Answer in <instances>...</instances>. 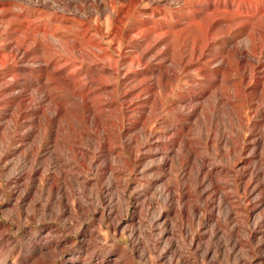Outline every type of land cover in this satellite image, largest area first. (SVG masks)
Segmentation results:
<instances>
[{"label":"rangeland","instance_id":"rangeland-1","mask_svg":"<svg viewBox=\"0 0 264 264\" xmlns=\"http://www.w3.org/2000/svg\"><path fill=\"white\" fill-rule=\"evenodd\" d=\"M1 1L3 0H0V2ZM186 1L187 3H191L196 0H61V5L57 4L52 0H14V3L9 7H0V24L2 25H0V51H2L6 56L5 59H8L9 56L5 54L6 50L16 48V46H20L21 48L26 49L28 51L27 55H25L24 57H22V55H19L16 60L10 61V63L13 62L16 66H25L31 68V71L21 72V76H19L16 80L12 76L15 73L12 67L11 69L7 71H2L0 73V85L10 86L16 82L20 86L15 89V93H13L12 91L6 92L3 90L2 87H0V145L2 142L5 143L6 153L8 154L6 159H4L0 163V201H2L0 202V230L2 229L0 231V264H64V261L67 260L65 262L66 264L68 262V259H73L77 262V264H98L103 260L109 261L108 264H175L176 262H187L189 264H208L209 258L202 257L203 248L209 244L208 241L211 245H214L222 237L224 239L230 238L233 241H238L239 244L234 248L233 251L231 250L230 257L226 254L221 253L219 255V258L217 259L216 264H234L235 258H244L245 260L253 264L260 262L261 258H263L262 261H264V196H260V200H255L253 196L251 199L245 202L243 189L244 183L250 180L249 188L252 190L255 189V195H261L260 193L264 194V110L256 112L254 111V108L250 106V103L257 102L256 96H253V99L250 100L251 96H247L244 92L240 93L241 97H236L234 95L228 94V87H230L229 83L236 84L239 88L240 86L243 87L244 85H246L245 81H250V85L252 87L256 86L257 84L255 82V79L252 77L253 72H251L250 70L244 71L243 69L241 70V68L239 71H235L232 73L233 75L229 77L228 84L224 82L222 83L221 81L223 80V77L217 76L215 70L223 67L225 64L222 65L219 63L209 62L208 64L206 62L220 55V53L223 54V51H226L225 44H227L229 47L236 45L237 48L242 51L241 48H243L246 39V34L248 31H250V28L244 30L246 29V27L242 24H238V26H236L237 28H234V31H231V33L233 32L232 34L230 33L227 35H222L219 41H215L214 44L216 45H214L212 41L210 46H208L211 52L209 50L207 51L208 55L210 56L203 61V63L207 65V68H209V73L211 74L212 78H216L219 80L222 79L218 82L220 84L218 86H224L225 90H227L224 96L225 98H227V100H230V103H227L228 101H226V103L224 102L225 104H220V106H218V113L219 115L223 114L222 116H224L223 121L226 125V130L229 134H231V136H233L235 141L233 145L224 144L221 145V147L219 148L214 147L212 144L204 141L202 137L198 136L196 131L197 129H194L193 132L190 133L188 128H185L183 130L181 129L182 131L178 132L180 126H188L195 122L196 116H193V112H196L197 110V112L200 113V103H203L204 106L208 104L207 102L204 103V99L206 100L208 94L202 99H188L187 102L182 103L183 108H181V110L184 111H180L182 114L190 116L189 118H186L185 116H183L182 118L178 108H176L175 111L172 112L171 110H169L168 107L171 106L172 102H175L176 99L179 98V96L177 95L180 92H183L184 94H189L192 91L193 93L198 94L201 88H208V90L212 91L213 89L215 90V87H210L209 81L202 75H197L198 81L195 82H189V80L181 79L180 81H178L177 84L174 85V91L171 92V94H168L170 96H166L168 100L167 104L169 103L168 106L166 104L164 108H160L159 110H156V108L153 107V105H156L155 97L158 99L160 97H164L163 95H165L163 94L164 90L161 87H158V93L155 92L156 90L154 88V84H156L158 76L163 74L162 72L166 70L169 71V73H172L170 70L173 68L172 64L174 63V61H176V59L178 60L180 54L182 53L180 51V48L176 46L172 47L174 50L167 49L164 40L169 35H161L163 31L159 29L157 24L160 22L168 24L174 22L175 13L183 11L182 6L184 4H187ZM211 1H227V3L229 2L232 5H238L241 2V0H234V2L233 0ZM248 1H250L251 3L258 2V0ZM41 3H44V5L46 6H43ZM157 5H159V8L157 7ZM24 6L27 8H25ZM153 7L156 9H154ZM234 8H236V6ZM234 8H232V10H235ZM22 12H24L22 16H17V14H20ZM209 12H211V10ZM172 16L173 19H170L172 18ZM149 17L151 18V23L144 25L143 20L149 19ZM222 17L228 18V14H222ZM69 18L72 21H70ZM120 18L123 19L122 23H118L117 19ZM233 19V21L236 23L240 21L235 16H233ZM255 19L256 18L253 19V22ZM106 21L108 23H106ZM256 22L257 19L255 20V23ZM226 23L229 24L230 22H223V26L226 25ZM31 25H40L43 27L40 31H37L34 34ZM118 25L119 28H117ZM22 26L24 28H22ZM98 27H100L102 31H100ZM136 27H138L139 29ZM7 31H10V33H8ZM137 31L139 32V35H137ZM52 33L55 34L54 37L51 35ZM94 33L97 35H95ZM7 35L9 37H7ZM95 36L98 37L96 38ZM117 38H119V40ZM94 41H101L103 43L102 47L105 48L108 52L106 54V57L103 56L105 50H103L102 47H97L94 44ZM203 42L207 44L206 40H203ZM191 47L192 45H188L187 47H185L183 52H191ZM163 48L165 50H163ZM245 50H247L248 53L251 55V59L258 60L260 61V63H262L260 64L261 67L258 69V71H264V51L261 54L255 55L253 52H251V48H246ZM144 52L149 53L146 57L140 56V54L143 55ZM0 54L2 53L0 52ZM257 57H259V59ZM113 61L118 65V67ZM105 62L109 63L111 67L119 68L117 70L118 75L120 74L119 76H109V80L113 82L115 81L118 84V88H116L117 91L113 93V90H110L109 92H111V94L107 93L104 95L101 94L100 91H97L91 95V101L89 98L86 100L88 105H91L93 112H95L101 118L103 126L107 130L112 132L116 129L117 133H120V136L123 140L126 137H130V135H135L138 132H141V130L144 128V121L147 122V124L145 125L153 127V121L159 118L158 122L160 126L158 125L157 127H155V130L161 136L156 138L155 140H159L164 144L166 143L165 147L168 151L166 162L167 164L160 166L157 161V157L146 158L145 160H137L134 156L130 155V150L123 142L112 143L115 147L118 146L116 147V152L113 153L108 152L107 148L95 150V146H97L99 142L104 143L106 141L105 137L107 134L103 131L97 132L96 129L92 128V126H90L86 122H84V124L91 133V137L89 138L93 141V143L90 144L87 143L86 140H84V142L78 143V147L76 145L77 143L70 142V140H67L66 148L68 149V146L72 147V145L74 144L77 148H80L81 146L84 148H89L91 153L88 155V157L93 158L96 165L100 164V169L87 170L86 167L81 165L80 156L74 153H69L65 156V159H67V161L61 160L58 162L55 160H47L48 150L52 149L54 143L53 139L49 136V133H47L46 128L44 129L45 135L41 136L43 134H41L40 124L43 121L42 119L44 118V112L47 111L48 107L52 104V98L64 100L63 107L65 109L61 115L65 113L67 106L74 105L76 107L75 111L77 112V115L82 117V115L86 114V107L83 103H77L76 100L71 95H69L68 91L55 88V86L50 85L48 83V78L50 77L51 69H53L54 66L49 65V69H45V66L47 64H59L60 67L66 72L65 76L73 72L74 76H76L75 79L78 82L76 85L84 88L85 85L88 83L89 75H96L100 73L98 70L99 67L95 69V67L91 68L89 65L104 64ZM125 65L127 66L125 67ZM169 65H171V68ZM150 66H152L153 68ZM132 67L135 70H133ZM255 72H257V70ZM192 73H194V71ZM37 75L38 77H36ZM149 75H151V78ZM111 77L113 79H111ZM144 79L147 82H145ZM32 81H34V83ZM39 84L41 85V87ZM96 87L97 86L92 87L90 90L92 91ZM132 89L134 91V94L130 96L129 99H131V97L133 99V96L135 97L136 95H141L138 99L135 100L137 103L134 106L127 107L128 104L124 103L126 101L124 98V93L127 92V90L128 92H131ZM141 89H143L142 92L140 91ZM85 90H87V88ZM247 93H249V91ZM7 95L9 98L7 97ZM198 95L201 96L200 94ZM45 97L46 99H44ZM234 97L235 99H233ZM100 101L105 103L109 102L111 105L98 107ZM19 102H23L22 115H20L16 109V105ZM177 104L180 105V102ZM9 105L11 108L9 107ZM51 106H53V104ZM168 111L170 112L168 113ZM13 112H15L18 116V126L16 125V127L14 126L12 128L13 131L11 136H6L3 129L5 128V125L10 121ZM162 114L164 117L162 116ZM226 117L230 119L232 118V121H234L232 125L237 128V130H239V133L237 131H233L230 125L228 126V123H226ZM161 120L163 121V123ZM120 126H123L124 130H122V132L120 131ZM128 127L132 128V130L126 132V129ZM243 134H245V137L243 136ZM14 137L17 138L14 139ZM59 138H61V141L63 140L62 136H60ZM182 138L196 140V142L199 143V153H201V155L203 154L207 157H210V160L206 162L205 169L201 173V178H205L207 180L208 178H212L214 179V181L219 180V184H217L216 189L217 193L212 190L211 193L213 194H210V196L212 195V197L210 198L212 206H218V197L224 192L228 193L229 199L222 201L223 205L225 206L230 203L231 206H233L232 217L229 220L224 219L223 216L218 213V209H216L215 212H211L210 216L208 214L207 216L206 214H204V224L202 226L204 228H202L200 231H198L197 220H194L191 223H188L186 220L180 221L179 217L176 218L175 214H171V210L169 208L162 209V211L165 212V226L164 222L159 224H153L151 222L152 211L150 210H153L154 208L157 209V207H159L161 203V195L159 194L158 190L161 189L162 183L158 182L155 184L152 182V179L155 175H164V182L177 184L179 186H181L182 184H186L190 190V196L186 198V201L190 207L196 203L201 205L204 203V198L199 197L194 178H192L191 180H187L182 176L178 177V174L180 173V171L178 170L179 166L177 162H172L171 157H173L174 152L178 150L179 141ZM244 138H246L245 141ZM40 139H43L44 141L42 140L41 142L39 141ZM258 140L260 143H257ZM14 143L15 145H13ZM241 145H244V152L242 154L241 160H239V163L237 165V163H235L233 160L234 154L236 153V151L234 152V149L238 150V147ZM36 146H40L39 156L34 161L32 160V156L29 155V152L27 151H29L30 147L34 148ZM171 148L173 150H171ZM8 149H10V151ZM58 150H62V146L59 142ZM251 150H254L252 158L250 159V163L253 164L254 170L251 169L250 171H245L243 166L246 165L245 162L250 158ZM145 151L146 150L140 151V154H145ZM22 152L27 153L29 157L22 159L20 157ZM216 152L218 156L215 155ZM224 152H226V155H228V158L226 159L222 156ZM151 159H153V164L155 163L154 165H152L160 166V170H151V168H146L145 163L150 161ZM46 161L47 163H50V168L46 172H43V168L45 170L46 167H44V162ZM124 161H127L129 165ZM212 162H219L222 164H225L226 162H228L229 164L235 163V166H237L235 168L232 167L230 168V170L228 169L222 172H209L208 170L212 168L210 165V163ZM105 163H111L112 168L107 167ZM33 164L36 165L41 172H43L42 176L35 175L33 177V181L35 182L34 184H39L41 186L40 192H33L24 202H22L20 199L16 200V195L19 193L20 190L23 189L24 184L26 182H30L27 173H32V168L34 167ZM134 165H136L138 169L137 171H134L135 173L133 171H130L131 167H133ZM171 165L173 166L172 169H170ZM146 169L148 171L142 174L141 172ZM194 171L195 169L191 166L190 174H187V177L192 176ZM6 174H10V176L12 177L11 182L9 184L6 183L4 178V175ZM54 174H56L57 176V178L55 179ZM65 177H67V180L68 182H70L69 184L73 186V189L71 190L70 188H66L68 196L65 195V199L69 197L70 200H65V202L69 206V212L62 215L59 206L51 205L49 207H46V200L49 199L48 193L50 183L55 181V183L64 186ZM38 178L40 180L39 182L37 181ZM126 183H130V186L126 187ZM225 183L226 185H224ZM134 188L137 189L134 190ZM147 188L148 191L145 192L144 189ZM237 189L239 192L237 191ZM2 190H4L7 196L10 195L9 198L2 196ZM175 194H180V191L175 190ZM60 196L61 195H57V197ZM152 196L155 200L159 202L153 203ZM101 197L104 202L106 201V203H101ZM34 199H37V201H34ZM81 199H83L84 201ZM128 199H131L129 212L127 211ZM32 200L34 203L32 202ZM78 201L82 202L84 210H78ZM15 203H20L21 205H23V208H17L16 210H13V205ZM256 204L259 207L257 206L258 208H256L253 213H250V209ZM176 206H178V204H176ZM105 208V213L111 215V218L122 216L125 221H131L130 224L133 226H130L128 229H121L120 231L112 230L110 228V225L113 220L110 218H103L102 216L104 212L103 209ZM174 223L176 224L174 225ZM215 226L217 227V230L219 232L218 237L220 238L210 240L208 239L209 232ZM133 228L137 230L135 238L131 237L129 233V231ZM161 228L166 229L164 235L159 234ZM83 230L84 232L86 231L84 234H82ZM250 230H253L251 235L249 233ZM136 237L138 239H136ZM192 237L194 238L193 243L191 241ZM134 239H136L134 242L135 244L133 243ZM167 239L170 242V247L165 250L164 245ZM55 242H59L61 244L60 247H57L55 245ZM153 248H155V251L157 253H163L164 259L162 261L155 260L156 255L152 252ZM196 248H198V252H195ZM174 251L176 253V258L172 260L171 258L173 256Z\"/></svg>","mask_w":264,"mask_h":264},{"label":"bare ground","instance_id":"bare-ground-1","mask_svg":"<svg viewBox=\"0 0 264 264\" xmlns=\"http://www.w3.org/2000/svg\"><path fill=\"white\" fill-rule=\"evenodd\" d=\"M25 1V0H22ZM54 2H56L57 4L61 5V0H52ZM128 1V0H127ZM169 1V0H168ZM64 2V1H63ZM81 2V1H80ZM102 2V1H101ZM125 2V1H124ZM155 2V1H154ZM159 2V1H158ZM231 2V1H230ZM234 2V0H233ZM250 1H246V0H241V2L238 5H232L229 2L227 3V1H211V0H196L194 2L191 3H186L182 6V12H176L175 13V21L171 22V23H164V22H160L158 23V27L161 31H163V33H161V35H169L164 41L166 44L167 49H173L172 47L176 46L180 48V51L182 52L180 54V57L178 58V60L176 59V61H174V63L172 64L173 68H171L170 66V70L172 73H169V71H164L162 72L163 74H161L160 76H158V79L156 81V84H154V88H155V92L158 93L157 89L158 87L162 88L164 90L165 95H163L164 97H160V98H156L155 97V104L157 105H153L154 108H156V110H159L160 108H164L168 102L167 100V95L171 94V92H173V87L175 84L178 83V81H180L181 79H185V80H189L192 82L198 81L197 79V75H202L204 78H206L209 81V86L210 87H215V90H208L201 88V90L198 92V94H200L201 96H199L198 94L193 93L192 91L189 94H184L183 92H180L177 96H179L178 99H176L175 102L171 103V106H169V110H171L172 112L175 111L176 108L179 109V111L181 110V108H183L182 103L187 102L188 99H202L204 96H207L206 100L204 99V103L207 102L208 104L206 106L203 105V103H198L200 105V113L194 111L193 112V116H196V120L193 124L188 125V126H180L179 127V131H182L185 128H188L189 133L193 132L194 129H197V134L199 137H202L204 139V141H206L207 143L212 144L214 147H221V145H226V144H234V138L233 136H231V134H229L226 130V125L224 124L223 118L224 116L219 115V111H218V106H220V104L222 103H226V101H228L227 103H230V100L227 98H225L224 94L227 92V90H225V87H221L218 86L220 85L218 82L222 79H216V78H212L211 74L209 73V68H207V65L205 63H203L204 60L207 59V57H209L210 55H208V46H210V44L213 41V44L215 43V41H219L220 37L222 35H227L230 34L231 31H234V28H237L236 26H238V24H242L243 26L246 27L247 30L248 28H250V31L247 32L246 34V39L243 45L242 51L239 50L237 48L236 45L229 47L227 44H225L226 46V51H223V54L220 53V55L216 56L213 59H210L209 61H206L207 63H219V64H225L223 67L215 70L216 75L217 76H222L223 80L221 81L222 83H227L228 84V80L229 77L231 75H233L232 73L235 71H239L240 68L241 70L243 69L244 71L250 70L252 73V77L255 79L256 82V86L252 87L250 85V81H245V84L243 87L240 86V88L238 87V85L236 84H230V87H228V94L229 95H234V96H240V93L244 92L247 96L250 95V100L253 99V96H256L257 102L256 103H250V106L254 108V111L258 112L261 110H264V71H258V69L261 67L260 61L258 60H253L251 59V55L248 53L247 50H245L246 48H251V52H253L255 55L256 54H261L264 51V0H258V2H254L249 4ZM14 3V0H3L0 2V7H6V6H10ZM86 3V2H85ZM112 3V2H111ZM122 3V2H121ZM120 3V4H121ZM126 3V2H125ZM173 3V2H172ZM18 4V3H17ZM43 6L44 3H41ZM54 4V3H53ZM108 4V2H107ZM119 4V3H118ZM131 4V3H130ZM139 4V3H138ZM91 5V4H90ZM128 5V4H127ZM168 5V4H167ZM171 5V4H169ZM110 6V5H109ZM124 6V5H123ZM159 5H157L158 7ZM180 6V5H179ZM236 6V8H234ZM25 7V6H24ZM111 7V6H110ZM152 7V6H151ZM13 8V7H12ZM27 8V7H25ZM100 8V7H99ZM128 8V6H127ZM154 8V7H153ZM159 8V7H158ZM163 8V7H162ZM172 8V7H171ZM175 8V7H174ZM181 8V7H180ZM232 8H234L235 10H232ZM15 9V7H14ZM13 9V10H14ZM19 9V8H18ZM31 9V8H30ZM70 9V8H69ZM109 9V8H108ZM131 9V8H130ZM156 9V8H154ZM24 10V9H23ZM40 10V8H39ZM76 10V9H75ZM85 10V9H84ZM92 10V9H91ZM101 10V9H100ZM122 10V9H121ZM128 10V9H127ZM161 10V9H160ZM177 10V9H176ZM187 10V11H186ZM211 10V12H209ZM73 11V10H72ZM99 11V10H98ZM115 11V10H113ZM159 11V10H158ZM85 12V11H84ZM88 12V11H87ZM100 12V11H99ZM127 12V11H126ZM173 12V11H172ZM11 13V12H10ZM24 14V12L17 14V16H22ZM157 14V13H156ZM174 14V13H173ZM223 15H227L228 14V18H223ZM47 15V14H46ZM131 15V12H130ZM140 15V14H139ZM28 16V15H27ZM45 16V15H44ZM67 16V15H66ZM143 16V15H142ZM146 16V15H144ZM233 16L237 17L240 21L238 23L234 22L233 20ZM8 17V16H7ZM26 17V16H25ZM65 17V16H64ZM93 17V16H92ZM151 17V16H150ZM149 17V19H145L143 20V24L147 25L149 23H151V18ZM222 17V18H221ZM27 18V17H26ZM55 18V17H54ZM60 18V17H59ZM77 18V17H76ZM108 18V17H107ZM125 18V17H124ZM147 18V17H144ZM154 18V17H152ZM256 18L257 22L255 23V20L253 22V19ZM34 19V18H33ZM38 19V18H37ZM43 19V18H42ZM50 19V18H49ZM52 19V18H51ZM78 19V18H77ZM143 19V17H142ZM173 19V16L172 18ZM29 20V19H28ZM35 20V19H34ZM40 20V19H39ZM56 20V19H55ZM58 20V19H57ZM70 20V18H69ZM89 20V19H88ZM97 20V19H96ZM111 20V19H110ZM118 23H122L123 19H117ZM157 20V18H156ZM42 21V20H41ZM46 21V19H45ZM72 21V20H70ZM69 21V22H70ZM108 21V19H107ZM106 21V23H108ZM115 21V20H114ZM141 21V20H140ZM230 22L229 24L226 23V25L223 26V22ZM61 22V21H60ZM102 22V21H101ZM112 22V21H111ZM154 22V21H153ZM26 23V22H25ZM28 23V22H27ZM73 23V22H72ZM95 23V22H94ZM113 23V22H112ZM125 23V22H124ZM115 24V23H114ZM155 24V23H154ZM1 25V24H0ZM14 25V24H13ZM77 25V24H76ZM83 25V24H82ZM97 25V24H95ZM107 25V24H106ZM156 25V24H155ZM2 26V25H1ZM57 26V24H56ZM152 26V25H151ZM242 26V27H243ZM6 27V26H5ZM11 27V26H10ZM21 27V26H20ZM27 27V26H26ZM43 26L40 25H31V28H33V32L34 34L37 31H40L42 29ZM51 27V26H50ZM59 27V24H58ZM65 27V24H64ZM73 27V25H72ZM143 27V26H142ZM150 27V26H149ZM240 27V28H242ZM7 28V27H6ZM5 28V29H6ZM22 28H24L22 26ZM56 28V27H55ZM83 28V27H82ZM100 31H102V29L100 27H98ZM107 28V27H106ZM117 28H119V25L117 26ZM132 28V27H130ZM138 28V27H136ZM144 28V27H143ZM15 29V28H14ZM17 29V28H16ZM19 29V28H18ZM27 29V28H26ZM30 29V27H29ZM46 29V28H45ZM53 29V28H52ZM62 29V28H61ZM75 29V28H74ZM139 29V28H138ZM158 29V28H157ZM91 30V29H90ZM108 30V29H106ZM238 30V29H236ZM241 30V29H240ZM15 31V30H14ZM60 31V30H59ZM58 31V32H59ZM118 31V30H117ZM116 31V32H117ZM120 31V30H119ZM133 31V30H131ZM8 32V31H7ZM6 32V33H7ZM98 32V31H97ZM138 32V31H137ZM140 32V30H139ZM139 32L137 35H139ZM160 32V31H159ZM10 33V31L8 32ZM13 33V32H12ZM99 33V32H98ZM233 33V32H232ZM231 33V34H232ZM15 34V32H14ZM95 34V33H94ZM159 34V33H158ZM53 37L55 36L54 33L51 34ZM60 35V34H59ZM97 35V34H95ZM110 35V33H109ZM244 35V34H243ZM13 36V35H12ZM104 36V35H103ZM230 36V35H229ZM235 36V35H234ZM242 36V35H241ZM7 37H9L7 35ZM24 37V36H23ZM42 37V36H41ZM84 37V36H83ZM96 37V36H95ZM98 37V36H97ZM96 37V38H97ZM163 37V36H162ZM109 38V37H108ZM128 38V37H127ZM164 38V37H163ZM206 38V39H205ZM16 39V37H15ZM14 39V40H15ZM61 39V37H60ZM99 39V38H98ZM102 39V38H101ZM112 39V38H110ZM119 40V38H117ZM223 39V37H222ZM22 40V39H21ZM20 40V41H21ZM93 40V39H92ZM163 40V39H162ZM161 40V41H162ZM203 40H206L207 44L203 42ZM25 41V38H24ZM23 41V42H24ZM50 41V40H48ZM108 41V40H107ZM131 41V40H130ZM155 41V40H154ZM159 41V40H158ZM52 42V41H51ZM84 42V41H83ZM3 43V42H2ZM9 43V42H8ZM20 43V42H19ZM105 43V42H104ZM204 43V44H203ZM28 44V43H27ZM43 44H47V43H43ZM65 44V43H64ZM94 44L97 47H102L103 43L101 41H94ZM120 44V43H119ZM126 44V42H125ZM160 44V43H159ZM163 44V43H162ZM223 44V43H222ZM131 45V44H130ZM155 45V44H152ZM188 45H192L191 52H183L185 47H187ZM216 45V44H214ZM238 45V44H237ZM118 46V45H117ZM116 46V47H117ZM151 46V45H150ZM157 46V45H156ZM223 46V45H221ZM224 46V47H225ZM34 47V46H33ZM107 47V46H106ZM217 47V46H216ZM96 48V47H95ZM113 48V47H112ZM126 48V47H123ZM150 48V47H149ZM147 48V49H149ZM153 48V47H152ZM162 48V47H161ZM160 48V49H161ZM189 48V47H188ZM213 48V46H212ZM8 49V48H7ZM33 49V48H32ZM104 51V55L106 57V54L108 53L106 51L105 48L102 47ZM177 49V48H175ZM2 50V49H1ZM120 50V49H119ZM163 50H165L163 48ZM174 50V49H173ZM190 50V49H189ZM62 51V50H61ZM176 51V50H175ZM186 51V50H185ZM211 52V50H209ZM2 54H0V73L2 71H7L9 69H12L15 71V73L12 75L13 78L16 80L18 79L19 76H21V72H25V71H31V68L28 67H23V66H16L13 62V64L10 63V61H14L18 58L19 55H22V57H24L25 55L28 54V51L26 49L21 48L20 46H16V48H11L6 50L5 54L7 56H9L8 59H5V55L2 51H0ZM36 52V51H35ZM47 52V51H46ZM45 52V53H46ZM50 52V51H49ZM48 52V53H49ZM55 52V51H54ZM53 52V53H54ZM76 52V51H75ZM79 52V51H78ZM137 52V51H136ZM165 52V51H164ZM174 52V51H173ZM218 52V51H217ZM225 52V53H224ZM66 53V52H65ZM80 53V52H79ZM119 53V52H118ZM149 52H144L143 55L140 54V56L146 57L148 55ZM180 53V52H179ZM178 53V54H179ZM68 54V53H67ZM115 54V53H114ZM129 54V53H128ZM138 54V53H137ZM215 54V53H214ZM44 55V54H43ZM46 55V54H45ZM69 55V54H68ZM76 55V54H75ZM160 55V54H159ZM35 56V55H34ZM47 56V55H46ZM102 56V55H101ZM102 56V57H103ZM158 56V55H157ZM214 56V55H213ZM139 57V56H138ZM142 57V58H143ZM178 57V55H177ZM111 58V57H110ZM126 58V57H125ZM128 58V57H127ZM154 58V57H153ZM259 59V57H257ZM75 59V58H74ZM79 59V58H78ZM139 59V58H137ZM175 59V57H174ZM53 60V59H52ZM112 60V59H111ZM120 60V59H119ZM141 60V59H140ZM87 61V60H84ZM117 61V60H116ZM150 61V60H149ZM153 61V60H152ZM102 62V61H101ZM100 62V63H101ZM114 62V61H113ZM49 63V62H48ZM85 63V62H84ZM115 63V62H114ZM208 63V64H209ZM264 63V61H263ZM17 64V63H16ZM116 64V63H115ZM119 64V63H118ZM140 64V63H138ZM52 65L54 66L53 69H51V73H50V77L48 78L49 80V84L55 86V88H59V89H63L65 91H68L69 95H71L77 103H83L86 107V114L79 116L77 115L76 107L74 105L72 106H67L66 107V111L63 115L62 112L64 111V100H59L57 98H52V104L53 106H49L48 110L44 112V118L42 119L43 121L41 122V136H44V129L46 128L47 133H49V136L53 139V147L52 149L48 150L47 153V160L48 161H67V159H65V156L68 155L69 153H74L78 156H80L81 158V165L86 167L87 170L88 169H100L101 165H96V163L94 162L93 158H89L88 155L91 153V151L89 150V148H84V147H80L77 148L75 147V144L71 146L67 147V140H70V142H74L77 143L76 145L78 146V143H82L84 142V140L87 141V143L92 144L93 141L89 138L91 137V133L90 131L87 129V127L85 126L84 122H86L87 124H89L90 126H92V128L96 129L97 132H105L107 135L105 137L106 141L103 142H99L97 144L96 149L95 150H99L101 148H107L108 152H116L118 146H114V144H112L113 142L117 143V142H123L124 144H126V146L128 147V149L130 150V155L134 156L135 159H140V160H145L146 158H154L157 157V161L159 163L160 166H163L165 164H167V155H168V151L166 150L167 148L165 147L166 143H162L159 140H155L156 138L160 137L161 135L158 134L155 130V127H157L159 125V118L155 119V121H153V127H150L149 125H145L147 124V122L144 121V128L141 130V132H138L137 134H133L130 135V137H126L124 140L121 138L120 133H117V130H113L109 131L107 130L104 126H103V122L101 121V118L95 113L93 112L91 105H88L87 103V99L89 98L91 101V95L94 94L97 91H100L101 94H111V92H109L110 90H113V93H115L117 90L116 88H118V84L114 81L109 80L110 77L109 76H113L118 75V65L117 67H111L109 65V63H104V64H90L89 66L91 68L97 69L99 67V74H92L89 75V80L88 83L85 85V89L87 88V90H85L83 87L76 85L78 82L76 81V76H74V73L71 72L68 75L65 76V71L64 69H62L60 67L59 64H47L45 66V69H49L50 66ZM75 65V64H74ZM150 65V64H149ZM221 65V66H222ZM27 66V65H26ZM81 66V65H80ZM79 66V67H80ZM127 65H125L126 67ZM134 66V65H133ZM140 66V65H139ZM145 66V65H144ZM143 66V67H144ZM147 66V65H146ZM218 66V65H217ZM82 67V66H81ZM137 67V66H136ZM142 67V68H143ZM152 67V66H150ZM41 68V67H40ZM76 68V67H75ZM74 68V70H75ZM153 68V67H152ZM168 68V67H167ZM44 69V68H43ZM77 69V68H76ZM127 69V68H126ZM133 69V67H132ZM214 69V67H213ZM264 69V68H263ZM40 70V69H39ZM82 70V69H81ZM94 70V69H93ZM130 70V69H129ZM135 70V69H133ZM137 70V69H136ZM141 70V69H140ZM194 73H192L193 71ZM257 70V72H255ZM73 71V70H72ZM92 71V70H91ZM147 71V70H146ZM11 72V71H10ZM35 72V71H33ZM44 72V71H43ZM127 72V71H126ZM132 72V71H131ZM148 72V71H147ZM31 73V72H30ZM37 73V72H36ZM47 73V72H46ZM68 73V72H67ZM136 73V72H135ZM140 73V71H139ZM213 73V71H212ZM24 74V73H23ZM73 74V75H72ZM124 74V73H123ZM143 74V73H142ZM235 74V73H234ZM4 75V74H3ZM10 75V74H9ZM34 75V74H33ZM45 75V74H44ZM72 75V76H71ZM120 75V74H119ZM118 75V76H119ZM135 75V74H134ZM133 75V76H134ZM241 75V74H240ZM1 76V75H0ZM124 76V75H123ZM127 76V75H126ZM130 76V75H129ZM151 78V75H149ZM192 76V77H191ZM244 76V75H243ZM38 77V75L36 76ZM41 77V76H40ZM45 77V76H44ZM109 77V78H108ZM191 77V78H189ZM3 78V77H2ZM34 78V77H33ZM43 78V77H42ZM13 79V80H14ZM111 79H113L111 77ZM1 80V79H0ZM7 80V79H6ZM145 80V79H144ZM143 80V81H144ZM242 80V79H241ZM38 81V80H36ZM42 81V80H41ZM142 81V82H143ZM184 81V80H183ZM244 81V80H243ZM8 82V81H7ZM18 82V81H17ZM26 82V81H25ZM34 83V81H32ZM128 82V81H127ZM131 82V81H130ZM145 82H147L145 80ZM182 82V81H181ZM254 82V81H253ZM11 83V82H10ZM36 83V82H35ZM86 83V82H84ZM123 83V81H122ZM137 83V82H136ZM149 83V82H148ZM12 84V83H11ZM22 84V83H21ZM28 84V83H27ZM38 84V83H37ZM128 84V83H127ZM126 84V85H127ZM138 84V83H137ZM143 84V83H142ZM192 84V83H191ZM201 84V83H200ZM24 85V84H23ZM40 85V84H39ZM45 85V84H44ZM124 85V84H123ZM129 85V84H128ZM134 85V83H133ZM43 86V85H42ZM46 86V85H45ZM97 86L94 90H90L92 87ZM137 86V85H136ZM141 86V85H140ZM138 86V87H140ZM184 86V85H182ZM0 87L3 88L4 91H12L13 93H15V89H17L19 86L18 83H14L10 86H4V85H0ZM41 87V85H40ZM124 87V86H123ZM127 87V86H126ZM131 87V86H130ZM206 87V86H205ZM28 88V87H27ZM30 88V87H29ZM89 88V90H88ZM132 88V87H131ZM130 88V89H131ZM137 88V87H136ZM153 88V87H152ZM176 88V87H175ZM174 88V89H175ZM190 88V87H189ZM144 89V88H143ZM141 89L140 91L142 92ZM192 89V88H191ZM196 89V88H195ZM122 90V89H121ZM126 90V89H125ZM135 90V89H134ZM147 90V89H146ZM193 90V89H192ZM1 91V90H0ZM28 91V90H27ZM86 91V92H85ZM148 91V90H147ZM194 91V90H193ZM249 91V93H247ZM19 92V91H18ZM31 92V91H30ZM22 93V92H21ZM37 93V92H36ZM153 93V92H152ZM197 93V92H196ZM243 93V94H244ZM38 94V93H37ZM134 94L133 89L131 90V92H125L124 93V98H125V102L126 104H128L127 107H131L134 106L137 102L135 101L136 99L139 98V96L141 95H136L135 97L133 96V99L130 96H132ZM1 95V94H0ZM35 95V94H34ZM99 95V94H98ZM118 95V94H117ZM143 95V94H142ZM12 96V95H11ZM32 96V95H31ZM96 96V95H95ZM170 96V95H168ZM174 96V95H173ZM8 97V95H7ZM39 97V96H37ZM98 97V96H97ZM103 97V96H102ZM101 97V98H102ZM122 97V95H121ZM152 97V96H151ZM227 97V96H226ZM241 97V96H240ZM9 98V97H8ZM48 98V97H47ZM96 98V97H95ZM148 98V97H147ZM146 98V99H147ZM7 99V98H6ZM11 99V98H10ZM46 99V97L44 98ZM174 99V98H173ZM235 99V97L233 98ZM243 99V98H242ZM248 99V98H247ZM14 100V99H13ZM22 100V99H21ZM141 100V99H140ZM171 100V99H170ZM169 100V101H170ZM4 101V100H3ZM13 102V101H12ZM149 102V101H148ZM180 102V105H178L177 103ZM201 102V101H200ZM246 102V101H245ZM2 103V102H1ZM6 103V102H5ZM17 103V102H16ZM123 103V102H122ZM147 103V102H146ZM224 103V104H225ZM93 104V103H91ZM169 104V103H168ZM167 104V106H168ZM6 105V104H4ZM111 104L109 102L105 103L100 101V103L98 104V107H104V106H110ZM124 105V104H123ZM150 105V104H149ZM198 105V106H199ZM3 106V105H2ZM42 106V105H41ZM120 106V105H119ZM147 106V105H146ZM195 106V105H194ZM226 106V105H225ZM10 107V105H9ZM22 107H23V102H19L16 105V109L18 111V113L20 115H22L23 111H22ZM93 107V106H92ZM11 108V107H10ZM40 108V107H39ZM42 108V107H41ZM94 108V107H93ZM114 108V107H113ZM167 108V107H166ZM192 108V107H191ZM194 109V108H193ZM196 109V108H195ZM227 109V108H226ZM68 110V111H67ZM186 110V109H185ZM224 110V109H223ZM234 110V109H233ZM236 110V109H235ZM106 111V110H105ZM151 111V110H150ZM167 111V110H166ZM182 111V110H181ZM181 111L179 112L181 117L183 118V116H185L186 118L190 117L188 115H184L181 113ZM184 111V110H183ZM182 111V112H183ZM188 111V110H187ZM225 111V110H224ZM29 112V111H28ZM157 112V111H156ZM170 111H168L169 113ZM171 112V113H172ZM191 112V111H190ZM232 112V111H231ZM9 113V112H8ZM26 113V112H25ZM165 113V112H164ZM176 113V112H174ZM178 113V114H179ZM223 113V112H222ZM6 114V113H5ZM10 114V113H9ZM29 114V113H28ZM141 114V113H140ZM166 114V113H165ZM188 114V112H187ZM235 114V113H234ZM145 115V114H144ZM150 115V114H149ZM178 115V116H180ZM238 115V114H237ZM254 115V114H253ZM6 116V115H5ZM27 116V115H26ZM163 116V114H162ZM161 116V117H162ZM167 116V115H166ZM228 116V115H226ZM32 117V116H31ZM37 117V116H36ZM160 117V118H161ZM164 117V116H163ZM242 117V116H241ZM258 117V116H257ZM1 118V117H0ZM23 118V117H22ZM132 118V117H131ZM141 118V117H140ZM176 118V117H175ZM129 119V118H128ZM143 119V118H142ZM163 119V118H162ZM6 120V119H5ZM27 120V119H26ZM146 120V119H145ZM165 120V119H164ZM226 120L228 123V126L230 125V127L232 128L233 131H237L239 133V130H237V128H235L232 123L234 121H232V118H228L226 117ZM19 119L18 116L16 115L15 112H13V114L11 115L10 121L5 125L4 133L6 134V136H11L12 135V131H13V127L17 125ZM37 121V120H35ZM33 121V122H35ZM133 121V120H132ZM162 121V120H161ZM32 122V123H33ZM177 122V121H176ZM183 122V121H182ZM128 123V122H127ZM135 123V122H134ZM163 123V121H162ZM37 124V122H36ZM241 124V123H240ZM33 125V124H32ZM187 125V124H186ZM235 125V124H234ZM246 125V124H245ZM244 125V126H245ZM18 126V125H17ZM131 126V125H129ZM160 126V125H159ZM172 126V125H171ZM32 127V126H31ZM133 127V126H132ZM173 127V126H172ZM237 127V125H236ZM249 127V125H248ZM25 128V127H24ZM142 128V127H141ZM161 128V127H160ZM157 128V129H160ZM166 128V127H165ZM31 129V128H30ZM162 129V128H161ZM173 129V128H172ZM182 129V130H181ZM29 130V129H28ZM123 126H120V131L122 132ZM132 128L128 127L126 129V132L131 131ZM165 130V129H164ZM169 130V129H168ZM171 130V128H170ZM230 130V129H229ZM92 131V130H91ZM162 131V130H161ZM167 131V130H166ZM243 131V130H242ZM38 132V131H37ZM23 133V132H22ZM161 133V132H160ZM177 134V133H176ZM179 134V133H178ZM32 135V134H31ZM125 135V133H124ZM236 135V134H234ZM36 136V135H35ZM40 136V137H41ZM60 136L63 137V142L60 140L61 138H59ZM164 136V135H163ZM180 136V135H178ZM191 136V135H190ZM197 136V135H196ZM243 136L245 137V134H243ZM20 137V136H19ZM23 137V136H22ZM28 137V136H27ZM238 137V136H237ZM17 137H14V139H16ZM70 138V139H69ZM259 138V137H258ZM7 139V138H6ZM13 140V139H12ZM43 139H40L39 141L42 142ZM96 140V139H95ZM162 140V139H161ZM176 140V139H175ZM179 140V139H178ZM177 140V141H178ZM246 140V138H244V141ZM29 141V140H28ZM44 141V140H43ZM153 141V142H152ZM176 141V142H177ZM31 142V141H30ZM58 142L61 144L62 146V150H58ZM168 142V140H167ZM256 142V141H255ZM33 143V142H32ZM86 143V144H87ZM170 143V142H169ZM175 143V142H174ZM257 143H260L259 140ZM264 143V142H263ZM7 144V143H6ZM12 144V143H11ZM38 144V142H37ZM119 144V143H118ZM177 144V143H176ZM256 144V143H255ZM15 145V143L13 144ZM18 145V144H17ZM31 145V144H30ZM171 145V144H169ZM201 145V144H200ZM35 146V145H34ZM84 146V145H83ZM122 146V145H121ZM174 146V144H173ZM172 146V147H173ZM79 147V146H78ZM87 147V145H86ZM91 147V146H90ZM203 147V146H201ZM205 147V146H204ZM228 147V146H227ZM19 148V147H18ZM39 147H34V148H29V155L32 156V160H36L37 157L39 156ZM78 150H77V149ZM231 148V147H230ZM262 148V147H261ZM199 149V143L196 142V140H190V139H184L182 138L179 141V146H178V150L174 152V156L171 157L172 158V162L175 163L177 162L179 168L178 170L180 171V173L178 174L179 176H182L183 178H186L187 180H191L192 178H194L195 181V185H196V189L197 192L199 194L200 198H204V203L201 204H194L193 206H189V204L186 201V198L190 196V190L189 187L186 184H182L181 186L177 185V184H171L169 182H164V175L160 174V175H155L152 179L153 183H162L161 184V189H159V194L161 195V203L159 205V207L154 208L152 211V217H151V222L153 224H159L164 222V226L166 225V219H165V212L162 211V209L164 208H169L171 210V214H175V217H179L180 221L186 220L188 223H191L194 220H197V225H198V231H200L204 224L203 221V216L204 214H207L210 216L211 212H215L216 209H218V213L221 214L223 216L224 219H230L232 217V210H233V206H231L230 203H228L227 205H223L222 201H225L227 199H229L228 193L224 192L223 194H221L218 199V206L214 207L212 206V203L210 202V198L212 197V195L210 196L212 190L214 192H216L217 189V184H219V180L214 181V179H205V178H201V173L203 172V170L205 169V165L206 162L208 160H210V157H207L206 155H201V153H199L198 151ZM264 149V148H263ZM0 163L6 159L7 157V153H6V145L4 142L1 143L0 145ZM10 151V149H8ZM42 150V149H41ZM40 150V151H41ZM127 150V149H126ZM142 150H146L145 154L141 153L140 151ZM171 150H173L171 148ZM25 151V150H24ZM236 151V153L234 154V162L239 163V160H241L242 154L244 152V145H241L238 147L237 149H234V152ZM264 151V150H263ZM26 152V151H25ZM12 153V152H11ZM16 153V152H15ZM121 153V152H120ZM124 153V152H123ZM254 153V150L250 151V158L245 162L246 165L243 166L245 171H250L251 169H253V164L250 163V159L252 158V155ZM118 154V153H117ZM128 154V153H127ZM170 154V153H169ZM207 154V153H206ZM216 156H218L217 152L215 153ZM94 156V155H93ZM96 156V155H95ZM223 158H228V155H226V152H224V154L222 155ZM20 157L23 158H28V154L22 152ZM43 157V155H42ZM119 157V156H118ZM20 158V161H21ZM170 158V159H171ZM222 158V159H223ZM230 158V157H229ZM18 159V158H17ZM72 159V158H71ZM231 159V158H230ZM120 160V159H119ZM13 161V160H11ZM118 161V160H117ZM29 162V161H28ZM126 162L128 165L129 163L127 161ZM224 162V161H222ZM17 163V162H16ZM234 164H229L228 162H226L225 164L219 163V162H212L210 163L211 165V169L208 170L209 172L212 171H226V170H230V168L232 167H236ZM68 164V163H67ZM124 164V163H123ZM126 164V165H127ZM146 168H151V170L154 169H159L160 170V166H153V159H151L150 161L145 163ZM153 164V165H152ZM21 165V164H20ZM34 165V164H33ZM61 165V164H60ZM59 165V166H60ZM105 165L109 168H112V164L111 163H105ZM117 165V164H116ZM46 166V167H45ZM50 163L44 162V167L45 170L43 168V172H46L50 167ZM191 166L195 169L194 173L192 176H188L187 174H190V170H191ZM42 167V166H41ZM170 167V166H169ZM1 168V167H0ZM19 168V167H18ZM31 168V167H30ZM173 166L171 165L170 169H172ZM24 169V168H23ZM121 169V168H120ZM175 169V168H174ZM17 170V169H16ZM65 170V169H64ZM63 170V171H64ZM137 166L134 165L133 167H131L130 171L134 172L137 171ZM29 171V169H28ZM124 171V170H123ZM148 170H144L141 173L144 174L145 172H147ZM150 171V170H149ZM173 171V170H172ZM10 172V171H9ZM43 172L40 171L39 168H37L36 165H34V167L32 168V173H27L28 177L30 179V182H26L24 184V187L22 190L19 191V193L16 195V200H21L22 202L26 201L28 199V197L33 193V192H40L41 186L35 185L34 181H33V177L35 175H39L42 176ZM56 172V171H55ZM88 172V171H87ZM176 172V171H175ZM254 172V171H253ZM135 173V172H134ZM171 173V172H169ZM259 173V172H258ZM1 174V172H0ZM48 174V173H47ZM59 174V173H58ZM165 174V173H164ZM174 174V173H173ZM192 174V173H191ZM211 174V173H210ZM14 175V174H13ZM45 175V174H44ZM51 175V174H50ZM153 175V174H152ZM206 175V174H205ZM203 175V176H205ZM252 175V173H251ZM5 177V181L7 184H9L11 182L12 177L10 176V174H6L4 175ZM115 176V175H114ZM174 176V175H173ZM20 177V176H19ZM171 177V176H170ZM3 178V177H2ZM15 178V177H14ZM40 178V177H39ZM39 178L37 179V181L39 182ZM51 178V177H50ZM57 178L56 174H54V179ZM98 178V177H97ZM144 178V177H143ZM173 178V177H172ZM18 179V178H17ZM27 179V178H26ZM43 179V178H42ZM47 179V178H46ZM49 179V178H48ZM174 179V178H173ZM167 180V179H166ZM119 181V180H118ZM163 181V182H162ZM169 181V179H168ZM149 182V181H148ZM70 182H68L67 177H65V183L64 186L58 183H55V181L50 183V187H49V199H47L46 197V207H49L51 205H57L60 208V212L63 214L69 212V206L68 204L65 202V200H70L69 197H67L65 199V195L68 196V192L66 190V188H70L71 190L73 189V186L71 184H69ZM191 183V182H190ZM221 183V182H220ZM223 183V182H222ZM48 184V183H47ZM193 184V183H192ZM249 184H250V180L246 183H244V201L246 202L247 200L251 199L254 196L255 200H260V196H264L263 193H260L261 195L257 194L255 195V189H250L249 188ZM194 185V186H195ZM226 185V183L224 184ZM23 186V185H22ZM46 186V185H45ZM83 186V184H82ZM126 187L130 186V183H126L125 184ZM193 186V185H192ZM191 186V187H192ZM112 187V186H111ZM151 188V187H150ZM160 188V187H159ZM224 188V187H223ZM239 188V187H238ZM44 189V188H43ZM137 188H134V190H136ZM84 190V189H83ZM126 190V189H125ZM145 192L148 191L147 189H144ZM151 190V189H150ZM175 190H179L180 194H175ZM79 191V190H78ZM95 191V190H94ZM156 191V190H155ZM157 191V193H158ZM194 191V190H193ZM236 191V190H235ZM238 191V189H237ZM239 192V191H238ZM125 193V191H124ZM154 193V192H152ZM156 193V194H157ZM217 193V192H216ZM39 194V193H37ZM36 194V195H37ZM46 194V193H45ZM119 194V193H118ZM14 195V194H13ZM57 195H61L60 197H57ZM153 195V194H152ZM2 196L3 197H8L7 194H5L4 190H2ZM48 196V195H47ZM75 196V195H74ZM55 197V198H54ZM119 197V196H118ZM6 198V199H8ZM14 198V197H13ZM32 198V197H31ZM82 198V197H81ZM112 198V197H111ZM153 198V196H152ZM54 199V201H53ZM72 199V198H71ZM119 199V198H118ZM189 199V198H188ZM83 200V199H81ZM100 200L102 201L101 203L104 204L106 203V201L104 202L102 200V197L100 198ZM196 200V199H195ZM20 201V202H21ZM34 201H37V199H34ZM84 201V200H83ZM2 202V201H0ZM33 202V200H32ZM93 202V201H92ZM152 202H159L157 200H155L154 198L152 199ZM195 202V201H194ZM214 202V201H213ZM34 203V202H33ZM70 203V202H68ZM131 203V199H128V207H127V211L129 212V206ZM176 204H178V206H176ZM243 204V203H242ZM180 205V207H179ZM13 210H16L17 208H23V205H21L20 203H15ZM258 205L256 204L254 207H252L250 209V213H253ZM28 207V206H27ZM31 207V206H30ZM29 207V208H30ZM45 207V206H44ZM210 207V209H209ZM77 208L79 211L84 210V206L82 204L81 201H78L77 203ZM97 208V207H96ZM95 208V209H96ZM12 209V208H11ZM28 210V209H27ZM29 211V210H28ZM103 218H110L112 219V223L110 225V228L112 230L115 231H120L121 229H128L130 226H133L130 224L131 221H125L123 219L122 216H117L115 218H111V215L106 214V208L103 209ZM127 212V213H128ZM247 212V211H246ZM11 213V210H10ZM15 213V212H14ZM36 213V212H35ZM45 214V213H44ZM21 215V214H20ZM60 215V213H59ZM116 215V214H115ZM263 215V214H262ZM19 216V215H18ZM17 216V217H18ZM22 216V215H21ZM47 216V215H46ZM75 216V215H74ZM78 216V215H77ZM27 217V216H26ZM71 218V217H70ZM135 218V216H134ZM218 219V218H217ZM262 219V218H261ZM106 220V219H105ZM103 222V221H102ZM173 222V221H172ZM179 223V222H178ZM181 223V222H180ZM186 223V222H185ZM187 223V224H188ZM229 223V222H228ZM176 223H174L175 225ZM179 225V224H178ZM191 225V224H190ZM235 225V224H234ZM21 226V225H19ZM2 230V229H1ZM0 230V231H1ZM191 231V230H190ZM196 231V230H195ZM51 232V231H50ZM86 232V231H85ZM84 230L82 231V234L85 233ZM136 232L137 230L135 228L131 229L129 231L131 237L136 236ZM166 232V229L161 228L160 229V235H164V233ZM182 232V231H181ZM253 232V230H250V235ZM192 233V232H190ZM208 233V232H207ZM218 230L217 227H213L210 232H209V237L208 239L213 240L215 238H220L218 237ZM51 234V233H50ZM199 234V233H198ZM223 234V233H222ZM183 235V234H182ZM2 236V234H1ZM142 236V235H141ZM47 238V237H46ZM136 239H138L136 237ZM133 241V243L135 242V240ZM220 238L216 244L211 245L210 242L208 241V245H206L203 248V253H202V257L205 258H209L208 264H216L217 263V259L219 258V255L222 254H226L229 257L231 256V250L233 251L234 248L239 244L238 241H233L230 238ZM9 240V239H8ZM3 241V240H2ZM5 241V240H4ZM46 241V240H45ZM49 241V240H48ZM192 243L194 241V238L192 237L191 239ZM11 242V241H10ZM9 242V243H10ZM50 242V241H49ZM135 244V243H134ZM42 245V244H41ZM55 245L57 247H60V243L59 242H55ZM88 245V244H87ZM157 245V244H156ZM170 242L167 239L165 241V245H164V249L166 250L167 248H169L170 246ZM6 246V245H5ZM50 246V245H49ZM202 246V245H201ZM35 248V246H34ZM39 248V247H38ZM55 248V247H54ZM192 248V247H191ZM200 248V247H199ZM32 249V248H31ZM41 249V248H40ZM23 250V249H22ZM39 250V249H38ZM54 250V249H53ZM195 252H198V248L195 249ZM39 252V251H36ZM41 252V251H40ZM152 252L156 255L155 256V260L159 261V260H163L164 256L162 252L157 253L155 251V248L152 249ZM28 254V253H27ZM49 254V253H47ZM46 255V254H45ZM18 257V256H17ZM181 257V256H180ZM221 257V256H220ZM49 258V257H48ZM54 258V256H53ZM151 258V257H150ZM176 258V253L174 251L173 256H172V260ZM228 258V257H227ZM170 259V260H171ZM229 259V258H228ZM177 260V259H176ZM263 258H261L260 262H257L256 264H264V261H262ZM67 261V260H66ZM64 261V264L65 262ZM115 261V260H114ZM171 262V261H170ZM228 262V261H227ZM109 261L107 260H103L98 264H108ZM229 263V262H228ZM66 264H77L76 261H74L73 259H68V262ZM175 264H189L187 262H176ZM192 264V263H191ZM195 264V263H194ZM234 264H253L251 262H248L247 260L243 259H239V258H235L234 260Z\"/></svg>","mask_w":264,"mask_h":264}]
</instances>
